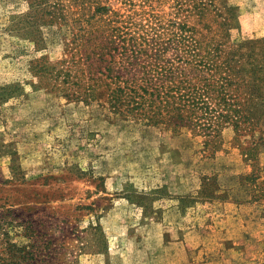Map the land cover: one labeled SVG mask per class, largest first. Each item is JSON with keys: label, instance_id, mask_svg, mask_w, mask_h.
<instances>
[{"label": "rangeland", "instance_id": "rangeland-1", "mask_svg": "<svg viewBox=\"0 0 264 264\" xmlns=\"http://www.w3.org/2000/svg\"><path fill=\"white\" fill-rule=\"evenodd\" d=\"M229 1L239 11L235 34L264 36V0ZM25 6L0 0V83L27 79L26 61L38 55L3 31ZM59 53L57 42L48 46L50 59ZM261 130L254 170L230 129L205 158L187 135L108 120L95 106L24 85L0 103V258L11 241L15 264H264V203L251 200L249 176L264 190ZM202 182L226 199L179 202L200 195ZM184 183L187 192L174 193ZM96 214L102 237L87 227ZM152 224L159 234H147Z\"/></svg>", "mask_w": 264, "mask_h": 264}, {"label": "trees", "instance_id": "trees-1", "mask_svg": "<svg viewBox=\"0 0 264 264\" xmlns=\"http://www.w3.org/2000/svg\"><path fill=\"white\" fill-rule=\"evenodd\" d=\"M23 1L25 10L10 14L3 31L29 43L38 55L26 61L27 79L0 83V103L23 94L24 85L42 89L95 106L108 120L187 135L205 158L222 149V130L230 129L229 142L245 163L258 168L264 124V36L235 34L240 29L236 4ZM53 42L59 44L60 53L50 59L47 50ZM249 176H253L251 200L264 203L256 175ZM205 184L197 191L200 195L179 196V202L226 199L223 193L214 194L215 188L205 189ZM99 216L87 227L102 237ZM18 253V246L8 242V255L0 258V264L17 263Z\"/></svg>", "mask_w": 264, "mask_h": 264}, {"label": "crops", "instance_id": "crops-1", "mask_svg": "<svg viewBox=\"0 0 264 264\" xmlns=\"http://www.w3.org/2000/svg\"><path fill=\"white\" fill-rule=\"evenodd\" d=\"M187 192V185L186 183H184L183 185H178L177 188H174V193H179V194H184ZM168 223L171 224L172 222H175V219L178 218V215L176 214V210H174V208H170V210H168ZM174 223H172L173 225ZM162 227V226H161ZM161 227H157L156 225L154 226L153 224L151 225V230L152 232H148L147 234H159L160 233V229ZM168 233V231H170V228L168 227L167 229H165ZM162 234V232H161ZM169 234V233H168ZM172 234V232L170 233ZM178 234H181V233H178ZM182 234H187L186 232L185 233H182Z\"/></svg>", "mask_w": 264, "mask_h": 264}]
</instances>
